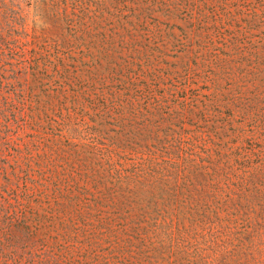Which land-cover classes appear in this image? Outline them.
<instances>
[{
	"label": "rangeland",
	"instance_id": "obj_1",
	"mask_svg": "<svg viewBox=\"0 0 264 264\" xmlns=\"http://www.w3.org/2000/svg\"><path fill=\"white\" fill-rule=\"evenodd\" d=\"M0 32V264H264V0H0Z\"/></svg>",
	"mask_w": 264,
	"mask_h": 264
},
{
	"label": "trees",
	"instance_id": "obj_2",
	"mask_svg": "<svg viewBox=\"0 0 264 264\" xmlns=\"http://www.w3.org/2000/svg\"><path fill=\"white\" fill-rule=\"evenodd\" d=\"M36 7H40V4ZM25 34L23 32H11V33H5L0 32V56H3L4 52L7 50V48H14L17 47L19 44V40L25 38ZM3 76L0 75V87L2 83ZM42 264H57L54 261L47 260V258H41Z\"/></svg>",
	"mask_w": 264,
	"mask_h": 264
}]
</instances>
